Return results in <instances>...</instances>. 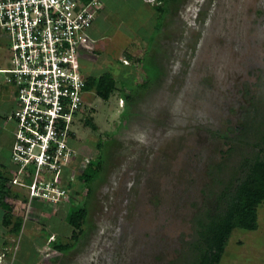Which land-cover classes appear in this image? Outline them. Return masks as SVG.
I'll return each mask as SVG.
<instances>
[{"label": "rangeland", "instance_id": "rangeland-1", "mask_svg": "<svg viewBox=\"0 0 264 264\" xmlns=\"http://www.w3.org/2000/svg\"><path fill=\"white\" fill-rule=\"evenodd\" d=\"M108 1L98 21L104 48L80 70L87 79L111 73L117 87L107 99L88 93L70 128L72 155L55 170L4 173L3 264H191L200 225L227 210L264 159V0H161L162 15ZM11 61L0 32V71ZM84 208L75 229L70 210ZM256 214L254 230L231 233L219 264H264V202Z\"/></svg>", "mask_w": 264, "mask_h": 264}, {"label": "built area", "instance_id": "built-area-1", "mask_svg": "<svg viewBox=\"0 0 264 264\" xmlns=\"http://www.w3.org/2000/svg\"><path fill=\"white\" fill-rule=\"evenodd\" d=\"M102 10L99 0H0V32L13 65L0 72L16 94L14 167L55 170L60 159L71 157L70 128L93 92L86 89L80 59L94 51L90 29Z\"/></svg>", "mask_w": 264, "mask_h": 264}, {"label": "trees", "instance_id": "trees-1", "mask_svg": "<svg viewBox=\"0 0 264 264\" xmlns=\"http://www.w3.org/2000/svg\"><path fill=\"white\" fill-rule=\"evenodd\" d=\"M144 1L148 2L147 0ZM154 2L158 6L155 7L153 5L155 4ZM148 3L157 9L161 15L165 12L164 8L159 7L161 0H153L152 4L150 2ZM161 27L162 23L157 29L159 30ZM126 57L128 58V56ZM116 84L117 80L114 75L107 72L97 78H86V89L93 91L96 88V91L98 89L100 94L106 99L116 89ZM101 170L102 163H99L95 172L96 177H98ZM247 177L248 179L237 190V195L229 203L227 210L214 216L207 224L200 225L199 240L196 245L197 254L191 264H219L234 229L243 228L246 230H254L256 228L257 207L264 202V159L259 157L255 159V162L249 169ZM7 182L8 179L5 177V174L0 173V205L4 209L9 210V206L4 203L5 198L9 195V190L5 188ZM88 213V208H84L78 212L71 209L69 213L70 225L75 229H81L88 218ZM6 217L4 224L8 226V224L10 225L11 219L8 216ZM20 225L21 223L17 224V226ZM10 233H13V231L10 230ZM57 249L65 252L69 251L70 247L60 245L57 246Z\"/></svg>", "mask_w": 264, "mask_h": 264}, {"label": "crops", "instance_id": "crops-1", "mask_svg": "<svg viewBox=\"0 0 264 264\" xmlns=\"http://www.w3.org/2000/svg\"><path fill=\"white\" fill-rule=\"evenodd\" d=\"M103 4V10L100 12V14L97 16L96 21H94L91 29H90V35L94 40H96L95 46H94V54H99V51L103 50V46H99V41H102L104 38L107 37L106 31H101L98 30L100 28V25H98L99 17L101 15H105V13H108L109 8V3L110 1L108 0H99ZM124 3L127 4H132L135 2V4L141 5L140 7L136 6L134 8L135 11H139V8H147L148 6H151L148 2L144 0H123ZM153 7V6H151ZM154 8V7H153ZM97 28V29H96ZM154 35V32L152 33ZM96 56H92L89 54H83L81 59H80V64L84 60H89V59H94ZM97 59V58H96ZM120 61V60H119ZM81 71V70H80ZM83 77L84 74L81 71ZM86 78V77H85ZM14 90L10 87L8 88L7 94H10V97H4V100H0V173H6L7 171L12 170L14 168V165L12 163V147L14 143V132H15V121L13 119V112L15 110V94ZM1 99V98H0ZM10 109V111H8ZM13 109V111H12ZM11 121V122H10ZM5 238L3 239L4 243L0 247L2 249H11L10 245V239L7 236H4ZM3 254V252H0V255ZM6 257L5 261L6 263H10V258L11 254L8 255L9 253L5 251ZM8 255V257H7ZM9 260V261H8Z\"/></svg>", "mask_w": 264, "mask_h": 264}, {"label": "clouds", "instance_id": "clouds-1", "mask_svg": "<svg viewBox=\"0 0 264 264\" xmlns=\"http://www.w3.org/2000/svg\"><path fill=\"white\" fill-rule=\"evenodd\" d=\"M5 251H6V252H9L8 249H4V250H3V254L0 255V258H2V260L6 257ZM0 264H3V262L0 261Z\"/></svg>", "mask_w": 264, "mask_h": 264}]
</instances>
